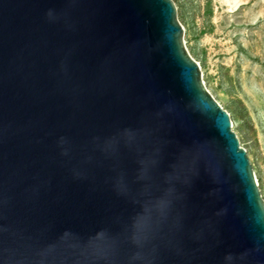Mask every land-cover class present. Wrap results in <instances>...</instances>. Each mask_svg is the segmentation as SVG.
Masks as SVG:
<instances>
[{
	"label": "water",
	"instance_id": "obj_1",
	"mask_svg": "<svg viewBox=\"0 0 264 264\" xmlns=\"http://www.w3.org/2000/svg\"><path fill=\"white\" fill-rule=\"evenodd\" d=\"M0 264H264L172 0H0Z\"/></svg>",
	"mask_w": 264,
	"mask_h": 264
},
{
	"label": "rangeland",
	"instance_id": "obj_2",
	"mask_svg": "<svg viewBox=\"0 0 264 264\" xmlns=\"http://www.w3.org/2000/svg\"><path fill=\"white\" fill-rule=\"evenodd\" d=\"M204 86L230 115L264 200V0H172Z\"/></svg>",
	"mask_w": 264,
	"mask_h": 264
}]
</instances>
